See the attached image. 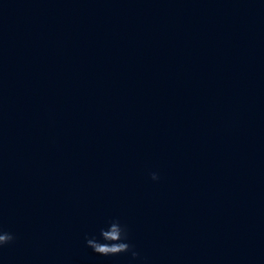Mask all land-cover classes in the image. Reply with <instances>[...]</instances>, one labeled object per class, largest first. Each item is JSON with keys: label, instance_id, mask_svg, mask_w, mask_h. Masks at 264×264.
<instances>
[{"label": "water", "instance_id": "95a60500", "mask_svg": "<svg viewBox=\"0 0 264 264\" xmlns=\"http://www.w3.org/2000/svg\"><path fill=\"white\" fill-rule=\"evenodd\" d=\"M113 220L139 259L86 246ZM0 228V264H264V0H0Z\"/></svg>", "mask_w": 264, "mask_h": 264}, {"label": "clouds", "instance_id": "9594fccd", "mask_svg": "<svg viewBox=\"0 0 264 264\" xmlns=\"http://www.w3.org/2000/svg\"><path fill=\"white\" fill-rule=\"evenodd\" d=\"M151 179H159L156 173L151 174ZM15 239L12 233L5 232L0 228V249L5 245L11 244ZM86 246L99 256H117L121 254H130L133 260L139 259V253L134 246L129 243L128 231L119 220H113L107 228H101L99 238L92 236L86 237Z\"/></svg>", "mask_w": 264, "mask_h": 264}]
</instances>
